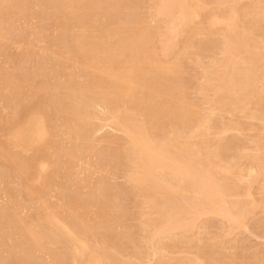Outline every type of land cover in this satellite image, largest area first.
Returning <instances> with one entry per match:
<instances>
[{
    "label": "rangeland",
    "instance_id": "obj_1",
    "mask_svg": "<svg viewBox=\"0 0 264 264\" xmlns=\"http://www.w3.org/2000/svg\"><path fill=\"white\" fill-rule=\"evenodd\" d=\"M28 1L29 0H27L26 4L28 3ZM123 1H125V2L122 3ZM123 1L122 0H115V1L114 0H104V1L103 0H101V1L100 0H90V2L87 1L86 3L80 5L78 12H75V14L72 15L70 13L71 10L67 9V8H62V10L59 9L61 11L54 10L52 7H50L51 6L49 3L50 0L49 1L48 0H30L31 3L29 2L27 4V7L29 9L34 8V10H35L34 14H38V12H39V14L35 15V17L33 16L34 14H31L29 11H26L27 13L24 11L23 12L24 14L23 13H21L22 15L19 14V16H20V18H19V16H17L18 15L17 10L16 11L15 10H13V11L8 10L9 13L13 12V14L10 13L11 16H10V14L8 15V11H4L2 13V14H4V16L2 14L0 15V20H3V21L6 20L7 21V22L6 21L3 22V26H6V30L4 28L5 35L8 33L5 36V38L0 39L1 40L0 41V79L4 78V76H7V75H9L8 77L15 75V76H13L14 78L12 77V80H14L16 77H17L16 79H18L21 76H23V78L21 77V79L27 80L23 86L25 88L23 90H21L22 92L20 91L18 94H16V97L19 96L17 99H15L16 97L13 94V92L11 90H8V89H10L9 85H8V89H7V87H4V86H6V84H8V83H6L7 81H5V79H9V78L8 77L4 78V81L6 84H2V83H4L3 80L0 81V84L2 86V87H0V97L2 95V97L0 98V264H3V263L4 264H52V262L54 264L55 261H56L55 264H69L70 263V258H69L70 252H68V249L71 248V246L68 245V243H66V240L64 239L63 234L61 235L63 237H61V238L59 237V232L61 233V231L57 230L56 228H48V230L52 229L50 231L52 236L55 237V234L56 233H58V234H56V238H54L55 239L54 241L44 242L46 244V246H44V243L42 242L43 245H42L41 252L40 251L38 252V250H36L34 248V245L32 244V242H30L28 240V238H27V240L25 239L26 241L24 240L25 236L22 233L20 228H18V227H14L15 229L13 228L14 222L15 223L17 221L20 222L21 220H22V224H25V225L31 224V226L35 225L37 223L36 221L38 219L37 216H39V214H38L39 209L36 208V205L41 201L40 199L44 200L43 198H45V200L51 198V199H49V201L50 202L53 201L52 203L54 206L60 205V207H62V211L60 212L61 213L60 216L62 215L61 217L64 218V220L68 221V223L73 226L75 233H77L76 234L77 237H79L80 239L83 238V239H86L87 241H89V247H90L91 252L94 251V248H96L98 243H101L102 245L104 244L103 246H105L104 248H106V249L112 247V249L111 248L108 249L111 252H109L108 250H104V252H106V254H107L106 255L107 258H109V260H111V261H109L110 263H112V262L114 263V261H115L114 264H128V263L129 264H154V261L156 263V259L153 258L152 255H153V251L155 248V249H160V251H161L160 255L162 256V258L160 257L161 258L160 262L163 264H168V263L169 264H201V263L202 264L203 263L204 264H264V166H263L264 163L262 164V167L255 168V169H257V171L254 174H256V173L257 174L256 175L253 174V176H251V179H249L250 177L248 178V175L246 173V171L248 172V170L252 167V166H248V165H251V162H249V160H247L246 158L247 157L249 158L251 155L253 156L254 154L256 155L258 153L255 151L256 149H255V146L253 145L254 144L253 141H255L258 138V135H259V137L260 136L264 137V133H263L264 131L263 132L260 131L261 128L263 127L261 125V123H257L258 121L256 122L255 120H254V122L252 120L248 121V120H246L247 118L244 116L245 113H249L250 111H251L250 113H252V111L254 113L255 112L254 110H256V112H257L259 110L257 107L258 100L262 101L261 97H263V100H264V73H261V72H264V69L258 74V80L256 83L257 87L255 86V90L253 91V95L251 97L252 99L250 98V102L245 103V104H247V105L249 104V105L248 106L247 105H241V106L238 105V107L240 106V108H237V110H235L236 112L232 111L229 114L224 111L225 109H223L222 111L221 110L216 111L214 114H212L211 111L209 112V110L211 109L209 107L212 105H215V103L214 104L211 103L213 100L215 101V96L213 95V92L211 91V87L214 88V85L208 84L206 82V80L210 77V75H209L210 72L213 71V66H215L214 63L215 62L220 63L223 61V58H225V57H223L224 56L223 51L226 48L224 47L225 42H223V41H226L229 33L227 30V28H228L227 24H225L224 22L222 23V20H221V19H224V17H226V18L231 17L232 14L233 15L235 14L237 16V18H238L236 20V26L237 27L235 28V31L237 30L236 32H238L240 34L243 33V32L241 33V31H243V30L244 31L247 30L250 33L253 30L254 34L252 33L249 36L245 35L248 37L253 36V38H256L254 41L252 38H249V40H248V38L245 37V38H247L246 40H248L247 42H249L251 40L250 45L248 44V46L250 48L249 51L252 54H254L257 51V50H254V44L257 45V44L262 43V45L264 46V26H263V24L259 25L256 22L258 19V16L262 12H264V0L263 1L261 0V2H260V0H255V1L254 0H232V1L228 0L227 1L228 4L226 3V4H222V5H219L221 0H212V1L211 0H194V1L192 0L191 3L195 7V13H196V15L194 16L195 18L194 17L192 18V15L189 14V10H188L189 7H186V8L184 7L185 9L184 8H176L177 11L173 10L174 20L170 24H169V22L171 20L169 18L161 17V16H155L154 10L158 9V7L160 6L159 4H160L161 0L160 1L158 0L159 3L157 1L154 2L155 0H152V2H148L150 0H148V1L147 0H141V1L140 0H136V1L135 0H133V1L129 0L131 2V4H130V2L128 3V0H123ZM138 1H139V3L140 2L141 3L139 4ZM133 2L138 3V5H135L136 3L134 4ZM153 2L155 4H153ZM132 3L135 6L132 5ZM157 3H158V5H157ZM257 3H258V5H259V3H261L259 5L260 7L256 5ZM35 4H36V6H34ZM47 4H48V6H47ZM97 4H98V6H97ZM118 4L120 5V8L122 10L119 9ZM21 5L23 6V2H20L18 4L19 7ZM92 5H94V6H92ZM113 5H117V6L114 7ZM37 7H39V8H37ZM110 7L111 8L114 7L116 9V11H114V9L112 11V9ZM117 7L119 9L118 11H117ZM137 7H138V9H136ZM152 7H156V8L153 10ZM258 7H259V9H258ZM133 8H135V9H133ZM250 8H252V9H250ZM181 10H185V14H187V13L189 14V16L187 17L188 19L182 22L184 24H182V23L180 24L179 18H181V17L179 15V13L181 12ZM242 11H243V13L244 12L245 13L243 14ZM232 12H235V13H232ZM86 13H87V15H86ZM111 13L113 15H111ZM23 15H24V18L26 17L25 21L23 20L24 19ZM178 15H179V18H177ZM211 15H213V16H211ZM243 15H246V16H243ZM6 16L9 17V19H7ZM69 16H70V18H69ZM199 16H200V18H199ZM214 16H216V17H214ZM119 18H121V19H119ZM208 18H209V20H208ZM211 18H212V20H211ZM15 19L17 21H15ZM30 19L31 20L33 19V20L31 21ZM76 19H78V20H76ZM167 20H169V21H167ZM12 21H14V22H12ZM97 21H98V24H97ZM210 21H211V23H210ZM253 21L256 23H253ZM24 22H25V24H24ZM110 22H111V24H110ZM174 23H176V24H174ZM58 24H60V25H58ZM68 24L70 25L69 26L70 28L68 27ZM90 24H92V25L90 26ZM96 25L98 28L96 27ZM17 26H18V28H16ZM83 26H86V27H83ZM117 26H118V28H117ZM121 26H123V27H121ZM87 27H89V28H87ZM175 27L177 30L175 29ZM7 28H8V30H7ZM82 28H85V30H83ZM132 28H133V30H132ZM155 28H157L159 31ZM95 29L101 30V31H105L106 29H108V30L110 29L109 30L110 32H112L111 29H114L113 31H115V29H116L115 33L116 34L119 33L120 36L117 35L118 36V37H116L117 39L113 38V40L114 39L115 40L112 42V45H113V43H115V45H116L117 44L116 42H119V44H117V45H119L118 47H121L122 46L121 44H124L123 41H124L125 37H127V36H124V38H123V35H129L126 38L127 41L130 40L131 41L130 43L133 42L134 45L138 46L139 50L145 51V48H146V51H149V50H147L148 48H151V46H153L152 48L155 47L154 49H156V50H152V48H151V50L156 51L155 54H158V55H156V60L158 58L157 61L162 63L164 66H165V64H167L169 67H172L171 71H172V69H176V68L178 69V67L181 68V69L179 68L180 72H177L178 71L177 69H176V71L174 70L175 73H173L171 71L168 72V76L173 80V84L178 83L179 85H182V86H180V88H181L180 91H182L180 96L177 95L178 90L176 89V87L171 92H170L171 88H170L169 92H166V90H168L169 87L167 89H165L164 83H163V86L160 85L161 81L159 82V84L156 83L153 85L155 87L156 86L159 87V88L156 87V89H158L159 91L161 89L160 87L162 86V89L163 88L164 89L163 90L161 89V91L166 92L167 94L175 92V95H173V94H171V95L175 97V98L173 97L174 101L178 100V102L175 101V102H177V104H176L174 101H171V99L166 98L168 100L167 101L166 99L164 100V98H161L159 95V99H161V101L163 100L162 102H164V103H168L169 105L170 104L172 105L174 102V104L172 106H170L171 109L169 108L170 111L168 108H167L168 110L166 109L163 111L164 114L165 113H167V114H165L164 118H162V119H161V117H163L164 114H163V112H160V115L162 114V116L158 117V120H160V122L156 126L157 129L159 128V130H156V128L154 129V127H153L154 125L151 123L150 117H148L149 116L148 113H150V112H147V111L150 110V106H151L149 98H152L153 96L149 92H148L149 94L148 93L146 94L147 91H145V90H141V91L138 90L137 91V95H136L137 97H136L135 102L133 103V105H136V104L139 105V106H136V110L139 109L138 111L141 113V120H140V116H136V120H138V121L140 120V122L144 121V123H146V125L144 123L142 125L143 126L145 125L144 127L146 130L150 129L147 132H149V135L154 139H157L160 137L159 139L161 140V139L167 137L172 132L176 133L177 130L181 131V132L184 131V132H182V134H183V136L184 135L185 136L183 137V139H181V142H184L185 144L192 142V144L200 145L199 147L203 150L206 147V149H208L212 153L217 152V154H219L218 155L219 159H218V161L216 159L217 162L214 159V164L217 163L219 165H223V163H224L225 167L228 166L227 168L229 169V171H227V173H221V174L218 173L219 174L218 178L219 179H225V181H224L225 183H226L227 178H228V180L233 178L232 180L234 182L229 180L230 183L232 182L231 186H234L233 184H235L239 187L238 188L237 186H235L238 188L237 190L241 191L240 194L238 191H236L238 193V196L233 197V198H229L228 202H231V201L238 202L239 201L238 205H240L241 207L240 206H238V207L244 208V209H242L243 214H245L243 219H242V222H241L242 226L239 225L238 227L230 228L227 225L228 223L225 220H223L221 217H217V216H213V215H208V216L203 215L201 217L199 216V219L195 222V227L190 232L184 233V231L180 230V232H183V233H179V231L177 233L173 232V235L176 234L175 235L176 237L174 236V237H171L170 239H165V240L159 241V242H157L156 240L155 241L152 240V242H151V240L149 238L150 234L147 235V232H145L146 229H147V231H149V230L151 231V228H150V226H152V225H150L151 222H153V220L156 222V220L158 218H159L158 220H160L161 215L163 217H168V216H170V214L173 215L172 213H174V212L171 211L172 212L171 213L169 210L172 208L173 205H171L170 208H168L169 211L164 210V212H162V213L160 212L158 214L160 217L157 214L155 215V213H153L149 209H145L144 207H142V202H143L142 194L139 193V191L135 190L132 187L131 183L129 186V182L127 181L128 179H126L127 175H128L127 173L132 169V166H130V162L127 160L128 158L125 157V155L127 156L126 151L128 152V150H129V149L127 150V148H129V146H127L128 143L126 144L127 138H126L125 134L119 132V130H116V128L114 127L113 124L110 125L111 123L109 121L108 122L106 121L108 115L105 114L106 112L104 110H102L101 107H97V108L95 107L93 110V112L95 114L94 117H96V118H94L93 121H91V122H92V124L94 122L93 125H94V127H96L95 129L96 130L98 129V130H97L96 134H93L92 138L90 136V139L93 142L90 141L89 146L90 147L92 146V148L87 146L88 150L93 149L92 152H89L88 155L85 154L86 156L90 157L87 162L88 163H90L91 161H93V162H91L90 166H88L89 164L85 162L86 158H85V156H83L82 161L85 162L83 168H81L82 164L79 167L77 165L75 166V164L73 163L75 166L74 169L76 167H79V169H82V171H80L78 168H76L74 170L73 168L70 167V166H73L72 162H74V161L71 160L70 158H65L63 152L71 153L70 151L75 148L72 146V144H74V142H72L70 140H69V142L68 141L66 142L67 139L65 137L62 138L61 136H58L59 132L61 130L59 128L61 125L60 119H61L62 114H60L58 111L56 112V110H59L60 109L59 106H61V105L56 104V102L53 99L54 93H53V91H51L52 88L54 87V85L57 84V83H53V82H55V81H53V79H54L53 77L54 76L56 77V74H57V77H62V76H64V74H66L67 71L63 66L64 62L62 61V59H60L54 53V51H55L54 49H60L61 47H63V49H65V52L69 53V49L67 51V48H68V46L70 47V45H71V43L69 41L71 39L70 38L71 36L79 35L78 37H81L84 35L83 37H85V39L95 38V37H98V34L95 32ZM103 29H105V30H103ZM118 29H119V32H118ZM122 29H123V34H122V31H120ZM160 29H162V31ZM171 29H175L176 31L175 30L172 31ZM238 29H239V31H238ZM79 30H81V31H79ZM92 30H93V32H92ZM140 30H144V32L141 34H144L146 31L145 36H147L148 39L147 38L145 39L144 35H142V37H141V34L138 36V34L141 32ZM152 30H154V31L156 30V33L154 31L152 33L151 32ZM82 31H84V32H82ZM130 31L131 32L134 31L132 33H135V32L136 33L132 35V33ZM138 31H140V32H138ZM193 31L195 34L192 33ZM247 31H245V32H247ZM125 32H129L131 35L129 33L124 34ZM137 32H138V34H137ZM177 32H178V35L176 34ZM50 34H52V35H50ZM147 34H149V35H147ZM152 34H153V36H152ZM157 34H158V37H157ZM192 34H194V35H192ZM150 35L152 37L151 40L149 39ZM187 35L189 36L188 39H192V41H191V44L193 43L192 46L195 44L194 47L189 46L190 44L188 42H190V40H186L187 42L185 41V39H187V37H188ZM223 35L224 36L227 35L226 39ZM103 36H101V37L99 36V37L104 39ZM135 36L138 38H136ZM154 36H155V38H154ZM159 36H160V39H159ZM192 36H193V38H192ZM44 37H46V38H44ZM87 37H89V38H87ZM131 37H133V38H131ZM139 37L145 39V41L143 39L144 44L140 43L143 41L139 42V40H140ZM257 37H258V39H257ZM166 38H168V39H166ZM126 39H125V42L127 44L126 45L124 44L125 46L128 45V42L126 41ZM132 39L133 40L135 39V41H133ZM154 39H155V41H153ZM258 41H260V43ZM148 42H149V44H148ZM151 42H153V44ZM135 43H137V44H135ZM149 45H151V46H149ZM163 45H169V50L166 53H163V51H162ZM170 47H171V49H170ZM157 49H158V51H157ZM181 50H184V51H181ZM23 53H24V55H23ZM28 53H30V54H28ZM239 53H240V55H239ZM234 55H236L238 57H240V56L244 57L245 56L243 50H240L238 53L236 52V54H234ZM140 56L142 57L143 54H141ZM175 56H176V58L174 60L173 57H175ZM179 56H181V57H179ZM197 56H199V57H197ZM254 56H257V55H254ZM12 58H13V60H12ZM44 58H46V59H44ZM177 58L178 59L180 58V60H178L179 62L177 61ZM233 58L234 57H232V59ZM37 59H39V60H37ZM140 59H141V61H140L141 65L143 66L142 69H145L142 71L143 74H145V75L140 73L144 77L141 75L140 76L144 80L146 78L147 81L148 80L151 82L158 81L157 79H159L161 77L157 76V78H154V76H152L153 72L149 76L148 69L145 68V66H147L149 61L147 62V60L146 59L144 60L143 57ZM142 59H143V61H142ZM19 60H21V61H19ZM43 60H45V61H43ZM172 60L175 62L177 61L176 62L177 64L173 63L175 68L172 65V63H170V62H173ZM39 61L40 62L42 61L41 62L42 65L39 63ZM143 62H145L146 64ZM37 63H39V64H37ZM60 63H61V65H60ZM180 63L182 64V66H180L181 65ZM144 64H145V66H144ZM178 64H179V66H178ZM43 65H46L47 67L49 65L50 69L51 68L52 69L51 70L49 69L47 71L46 70H43V71L40 70V72H38L36 75H34L30 72L32 70V68H34L36 66H37V68L38 67L42 68ZM31 66H33V67H31ZM16 67H17V70H16ZM208 69H210V71H208ZM259 69H260V67H259ZM146 70H147V73H146ZM27 71H29V72H27ZM59 71H60V73H59ZM204 71L206 72L205 76H204ZM170 73H172L173 75H170ZM233 73H234V76H233ZM233 73L231 75L233 77H235V79H236V76L238 75L236 73H238V72L234 71ZM174 74H176V75H174ZM154 75H155V73H154ZM32 76H33V78H32ZM47 76H48V78H47ZM207 76H208V78H205ZM26 77H28V78H26ZM97 77H99V76H97ZM169 77H168V79H169ZM202 77L205 79V82L203 81ZM153 78L155 81L153 80ZM176 78H178V79H176ZM238 78H239V75L237 76V79ZM29 79H30V81H28ZM171 79H169V80H171ZM175 79H176V82L174 83ZM41 80H42V82H41ZM165 84H166V82H165ZM210 85H213V86L209 87ZM167 86H168V84H167ZM45 87L47 89V94H46ZM182 87H183V89H182ZM4 88H6L7 90ZM201 88H202V91L205 89L207 91L202 92ZM203 88H205V89H203ZM42 89L45 91H43ZM208 89H209V91H208ZM5 90H6V92H5ZM48 90H50L51 93ZM175 90H177V93ZM256 90H257V93H256ZM199 91H201V92H199ZM10 93H11V95L13 94L14 98H13V96L10 97V95H8ZM146 95L147 96L149 95L148 96L149 101L145 102V100H147ZM8 96H9V98H8ZM177 96L180 98H177ZM181 96H183V97H181ZM138 97H142V98H138ZM144 97H146V98H144ZM223 97L225 98L226 96H223ZM51 98H52V100H50ZM137 98L140 99V101L139 100L137 101ZM182 98H183L184 102L182 101ZM260 98H261V100H260ZM159 99H157V101H159ZM179 99H180V102H182L180 104H179ZM37 101H38V103L41 102V104H39L40 106L37 104L38 108H40V107H42V108H40V109L37 108V106H36ZM169 101H171V102L169 103ZM252 102L254 104H252ZM43 104H45V105H43ZM52 105L54 107L55 106L59 107V109L57 107H55V109H54V107ZM126 105L121 106L122 108H120V109L122 111L120 110V113L122 112V114L124 115L125 114L124 111L127 112V110H129L128 112H130V113L127 112L126 114L132 115L131 114L132 112L130 110L132 107L133 108H135V107L132 106V104H131L130 105L131 107L128 105V108L126 109V107H127ZM177 105L180 106L181 108H183V111L185 113L184 112L182 113L181 111H179ZM185 105L188 107H186ZM51 106L54 109V111L51 109ZM249 106H251V107H249ZM189 107H190V109H187ZM34 108H37L36 110L39 113L41 112L40 114L44 115V113H45L44 116L46 117V119L47 118L50 119V121L47 119V122L49 121L48 122V128L50 129L49 130V136L42 143H40V142L39 143H32L30 141V138H29V142H26V140H28V139H25V141H23L21 139V137L19 136V134L17 133V132H19L18 130H20L21 126L23 127L27 123L36 119L35 118L36 113L34 111ZM48 108H50V110H48ZM241 109H242V111H241ZM138 111H135L134 114L136 113L135 115H139L140 113ZM165 111H167V112H165ZM174 111H176V112H174ZM177 111H178V114H176ZM49 112H51V113H49ZM188 112H189V114L186 115V113H188ZM218 112H220V113H218ZM169 113H170V115H169ZM126 114H125V116H126ZM209 114H210V117H209ZM216 114H219V115H216ZM146 115H148V116H146ZM58 116H59V118H58ZM176 116H178V117H176ZM231 116H232V118H231ZM134 117L135 116L133 115V118ZM208 118H210L209 121H208ZM221 118H223L222 121L220 120ZM189 119H191V120L189 121ZM229 119L230 120L232 119V120L230 121ZM187 120H188V122H187ZM180 121H181V123H180ZM201 121H202V123L204 122L203 125L204 124L206 125V126L204 125V128L209 127V128H207V130L208 129H210V130H208V131L206 130V132L201 130L199 133L198 132L196 133L197 137L195 138V140L194 139L190 140L188 138V135L191 134V132L193 131V129L196 125L201 124ZM239 121L242 124L241 123L239 124L238 123ZM149 122L151 123L150 125H149ZM189 122H192V123H189ZM209 122H211V123H209ZM235 122H236V124H234ZM207 123H209V126ZM225 123L227 126L228 125L232 126V124L235 125L234 127H236V129L238 127L237 131L236 130L235 131H229L225 134H224V132L222 133L224 127H227L225 125ZM246 123L248 124L249 127L246 125ZM159 124H160V126H159ZM173 124H174V126H172ZM241 125H243V127ZM147 126H148V128H146ZM175 126H176V128L177 127L178 128L176 129ZM253 126H255L256 128ZM220 129H222V130H220ZM262 130H263V128H262ZM251 131H253V132H251ZM54 132H56V134H54ZM51 133L54 136L51 135ZM199 135H200V137H198ZM52 136L53 137L56 136V137L53 138ZM54 139L56 142H54ZM250 140H252V141H250ZM91 142L93 143V145H91L92 144ZM199 142H201V143H199ZM206 142H207V144H205ZM250 142H252V143H250ZM202 143L204 144L203 146H202ZM69 144H71V145H69ZM94 145L96 147L95 150L93 147ZM66 146L68 147V149H66L67 148ZM60 151L62 153H60ZM93 151H95L94 155L96 154V156H97V153L100 151H101L102 155H100L101 153H98V156L95 158L94 155H92ZM123 151H124V153H123ZM6 154L9 157L10 156L13 157L12 159L10 157L9 162H7L8 158L6 157ZM42 154L44 155V157H48V160L50 162L49 161H47V162H49L51 164L53 163V164L48 165V166L51 165L50 166L51 169H49L50 167L49 168L47 167L46 170L43 169L42 172L38 173L40 171V167L43 166V163L41 166L40 160L45 159ZM90 154L92 155L93 158H91ZM25 156H26V158H25ZM53 156H55V157H53ZM108 156H110V158ZM22 158H24V159H22ZM60 158L62 161L59 160ZM84 158H85V160H84ZM94 158L97 160L94 161L93 160ZM14 159H15L16 163H14ZM26 159H27V161H26ZM68 159H69V161H68ZM45 160H47V158ZM18 161H22V162L25 161L28 163V168L25 170L27 174L25 173V171H24L25 174L24 173H22V175L17 174L16 169H14V164H17ZM219 161H221V163ZM226 161L228 162L229 165H227ZM11 162L14 164H12ZM39 162H40V164H39ZM66 162H67V164L64 165ZM69 162L71 163V165H68ZM9 163H11L12 165H10ZM57 163H59V164H57ZM106 163L108 164L107 165L108 167L106 166ZM113 163H114V165H113ZM76 164H78V162ZM93 164L95 165L96 171H94L95 168H94ZM101 164H102V166L99 167ZM29 165H31L30 166L31 168L29 167ZM86 165L90 169L91 168L92 169L91 170H89V168L86 169L87 168ZM109 165H110V167H109ZM64 166L66 167L65 171H64V169H65ZM52 167H53V170L58 169L60 172L61 171L62 172L60 173L59 171H56V170L49 171V170H52ZM97 167H98V169H97ZM29 168H30V170H29ZM60 168H62V169H60ZM231 168H233V169H231ZM68 169H72V172L78 170L81 172V174H83L82 172H85V173H87L85 175L87 177H85L84 174L81 176L80 175L78 176L77 174H80V173L73 172L75 174L74 175L73 173L68 172L69 171ZM127 169H129V170L127 171ZM238 169H239V171H238ZM47 171H49V172L47 173ZM99 171H102L103 173L99 172ZM42 173L44 174L43 175L44 176L43 181L45 183L46 182L48 183V184L44 183L45 184L44 187L48 186L50 188L49 189L42 188V191L39 193L41 195L39 198V195L31 194L28 191L26 192L25 190H27V189L24 188V185L25 184L27 185L29 183L30 179H31V181H30V183H31L32 178H33V180H35V176L37 177L38 174H39L38 179H40V176H42ZM88 173H90V174H88ZM72 174L74 176L78 177L77 179L74 178V181L76 180L75 184L72 183L73 181L70 182L71 179H70V181L68 180L69 178H73ZM16 175H19V176H16ZM69 175H72V176H69ZM238 175H240V177H237ZM245 176H247V177H245ZM79 177L81 179H79ZM82 177H84L88 180L92 178L91 179L92 181L91 180L88 181V180L83 179V180H85V183H84L82 180ZM94 177H95V179H94ZM61 178H62V180H61ZM236 178H238L239 180ZM240 178L242 179L241 181H240ZM248 179L249 180L253 179V181H255V180L256 181L253 183H252V181H250V183H252V184H249ZM228 180H227V183L230 184ZM93 181H95L96 183ZM238 181L240 184L238 183ZM245 181L248 183H246ZM80 182L83 185H80L81 184ZM98 182H99V184H98ZM33 183H34V181H33ZM20 184H21V186H20ZM39 184L41 185V184H43V182L40 181V183L38 182V185ZM60 185H61V188H60ZM68 185H70L71 187ZM81 186H82V188H81ZM86 186H88V189ZM247 188H248V190H247ZM97 189H101L102 193H100V191H97ZM104 189L106 191L111 190L112 193L111 192L107 193ZM240 189H242V190H240ZM246 190L248 191V193ZM52 191H53V193L54 192L55 193L53 194ZM94 191H96V192H94ZM245 191L247 194L245 193ZM58 192H59V195H58ZM91 192H93V193H91ZM97 192H99L100 195H98ZM96 193H97V195H96ZM244 193H245V195H244ZM4 194H6V195H4ZM93 194H95V195H93ZM56 195L58 198L55 197ZM245 196H246V198H245ZM8 197L9 198L11 197V198L7 200ZM53 197H54V199H53ZM93 197H95V198H93ZM5 198H6V201H4ZM55 198L58 200H56ZM182 199H184V197L179 199L180 202L179 201H177V202L183 204L184 200H185V202H188L191 199L193 200L194 196L193 195H185V199L184 200H182ZM12 200L14 201L15 206H14V203H12L13 202ZM118 200H119V203H118ZM181 200H182V202H181ZM7 201L10 204H8ZM10 201H12V202H10ZM17 201L18 202L20 201L19 202L20 204L17 203ZM106 201H107V203H106ZM174 201L175 200L173 199L172 202H174ZM55 203H58V204L60 203V204L58 205ZM77 203H79V205ZM109 203L113 204L115 206V208L113 210H106L107 205ZM139 204H140V206H139ZM10 205L11 206L13 205V206L11 207ZM183 205L185 206V204H183ZM80 206H82V207H80ZM78 207H80V208H78ZM16 209L18 211L20 209L21 210L18 212ZM99 210H100V212H99ZM103 210L107 211L108 215L109 214L110 215L106 216L107 213ZM246 210L249 212H247ZM40 211H41L40 215H42L43 214L42 211H44V210L40 209ZM83 211H85V212L83 213ZM166 212L169 214H167ZM232 212H235V210ZM104 213H105V216L103 215ZM195 213L196 212H194V214ZM85 214H87L88 216H86ZM89 214H90V216H89ZM96 214H98V215H96ZM15 215L16 216L19 215L20 217L15 218L14 217ZM92 216H94V217H92ZM103 216H104V218H103ZM86 217H87V219H85ZM100 217H101V219H99ZM163 217H161V218H163ZM11 219L12 220L15 219V221L14 220L12 221ZM102 219H103V221H102ZM10 220L12 223H10ZM83 221H85V222H83ZM86 221H89V222H86ZM145 225L149 226V228L146 227L144 229ZM150 231H149V233H150ZM21 234H22V236H21ZM146 236H147V238H146ZM211 237H213V239ZM3 238H4V240H3ZM63 240L65 241L64 244H63ZM148 240H150V241H148ZM182 240H183V242H182ZM151 243H152V245H151ZM77 244H78L77 246H79V245L81 246V244H79V243H77ZM213 245H215V246H213ZM43 246H44V248H43ZM135 246H136V248H135ZM151 247L153 249H151ZM162 248L164 251L162 250ZM43 249H44V251H43ZM113 249H114V251H113ZM43 252H44V254H43ZM197 252H198V257L202 258L203 262L201 260H200L201 262L196 260V255H197L196 253ZM108 255H110V256L108 257ZM94 256H95V253L94 252L91 253V258H93ZM138 257H139V259H137ZM163 257L165 258V260L163 259ZM53 258H55V259H53ZM167 258H169V259H167ZM49 259L50 260L52 259L51 263H50ZM58 259H59V261H58ZM47 260L49 263L47 262Z\"/></svg>",
    "mask_w": 264,
    "mask_h": 264
},
{
    "label": "bare ground",
    "instance_id": "obj_2",
    "mask_svg": "<svg viewBox=\"0 0 264 264\" xmlns=\"http://www.w3.org/2000/svg\"><path fill=\"white\" fill-rule=\"evenodd\" d=\"M49 1V0H48ZM90 2V0H50V7H52L54 10L58 11L59 9L62 10V8H67V9H70V13L73 15L75 14V12H78V9L80 7V5L86 3V2ZM101 1V0H100ZM104 1V0H103ZM115 1V0H114ZM123 1V0H122ZM130 1H133V0H130ZM128 0V3L130 2ZM136 1V0H135ZM141 1V0H140ZM148 1V0H147ZM158 2V0H155L154 2ZM160 1V0H159ZM194 1V0H193ZM212 1V0H211ZM228 0H221L220 4L219 5H222V4H228L227 2ZM232 1V0H231ZM255 1V0H254ZM263 1V0H262ZM20 2H23V6L19 7L18 4ZM27 0H0V15L4 12V11H8V10H17V13L19 16L22 15L21 13H23L24 11H29L31 14H34L35 13V10L34 8L32 9H29L27 7V4L30 2V0L28 1V3L26 4ZM32 2V1H31ZM30 2V3H31ZM34 2V1H33ZM98 2V1H97ZM118 2V1H117ZM125 1H123L122 3H124ZM148 2H152V0L148 1ZM153 2V4H155ZM192 0H161L160 1V6L158 7V9L154 10L156 7H152V9L154 10V13H155V16H161V17H166V18H169L171 21L169 22V24L171 22H173L174 20V13H173V10H176V8H186V7H189V14L192 15V18L196 15L195 13V7L194 5L191 3ZM261 2V0H260ZM45 3V2H44ZM95 3V2H94ZM93 3V4H94ZM113 3V2H112ZM127 3V2H126ZM134 4L136 2H133ZM132 3V5H134ZM139 3V1H138ZM138 3H136L135 5H138ZM141 3V2H140ZM139 3V4H140ZM159 3V2H158ZM157 3V5H158ZM232 3V2H231ZM253 3V2H252ZM89 4V3H88ZM110 4V3H109ZM121 4V3H120ZM131 4V2H130ZM129 4V5H130ZM195 4V3H194ZM217 4V3H216ZM261 3H259L260 5ZM32 5V4H31ZM44 5V4H43ZM90 5V4H89ZM128 5V6H129ZM134 5V6H135ZM152 5V4H151ZM252 5V4H251ZM257 6L258 3L256 4ZM36 6V4L34 5ZM48 6V4H47ZM84 6V5H83ZM87 6V5H86ZM94 6V5H92ZM98 6V4H97ZM104 6V5H103ZM114 7L117 6V5H113ZM119 6V9L120 8V5L118 4ZM156 6V5H155ZM256 6V7H257ZM33 7V6H32ZM111 8L112 11L114 9V11H116L115 8ZM199 7V6H198ZM260 7V6H259ZM258 7V9H259ZM39 8V7H37ZM51 8V9H52ZM84 8V7H83ZM104 8V7H103ZM126 8V7H125ZM184 8V9H185ZM219 8V7H218ZM52 9V10H53ZM82 9V8H81ZM80 9V10H81ZM87 9V8H86ZM118 7H117V11L119 10ZM135 9V8H133ZM138 9V7L136 8ZM141 9V8H140ZM199 9V8H198ZM222 9V8H221ZM226 9V8H225ZM234 9V8H233ZM236 9V8H235ZM252 9V8H250ZM257 9V8H256ZM59 10V11H61ZM66 10V9H65ZM96 10V9H95ZM122 10V9H121ZM129 10V9H128ZM127 10V11H128ZM131 10V9H130ZM220 10V9H219ZM243 10V9H242ZM37 11V10H36ZM84 11V10H83ZM177 11V10H176ZM249 11V10H248ZM237 12V11H236ZM239 12V11H238ZM253 12V11H252ZM13 14V12H10ZM9 11H8V15L10 14ZM27 13V12H26ZM114 13V12H113ZM134 13V12H133ZM132 13V14H133ZM179 13V12H178ZM232 13H235V12H232ZM241 13V12H240ZM243 13V11H242ZM245 13V12H244ZM243 13V14H244ZM264 12H262L259 16H258V19H257V24H263L264 26ZM14 14V15H15ZM24 14V13H23ZM29 14V13H28ZM39 14V12H38ZM38 14H34L33 16L35 17V15H38ZM82 14V13H81ZM189 14H185V10H181V12L179 13L180 17L179 18V15L177 18L180 19V24L187 20ZM208 14V13H207ZM263 14V15H262ZM4 16V14H2ZM7 15V16H8ZM84 15V14H83ZM87 15V13H86ZM96 15V14H95ZM98 15V14H97ZM111 15H113L111 13ZM144 15V14H143ZM216 15V14H215ZM233 15V14H232ZM231 15V17H224V19H221L222 20V23L224 22L225 24H227L228 28V38L226 39V36L225 39L226 41H223L225 42V50L223 51V54L225 58H223V61L220 62V63H214L215 66H213V71L210 72V77L208 78L205 77V78H208L206 80V82L208 84H213L214 85V88L211 87L213 85H210L209 87H211V91L213 92V95L215 96V101L213 100L211 103H215V105H212L210 106L209 108H211L209 110V112L211 111L212 114H214L216 111H219V110H223L225 109L224 111L226 113H230L232 111H235L237 110V108H240L241 105H247L245 103L247 102H250V98L252 97L253 95V91L255 90V86L257 87L256 83H257V80H258V74L264 69V46L261 44H257L255 45L254 44V50H257L254 54H252L250 51H249V46L248 44L250 45V41L247 42L249 40V38H252L254 41L256 38H253V36L251 37H248L250 34L253 33V30L252 32H245L244 30L241 31L242 34L238 33L235 31V28L237 27L236 26V20L238 19L237 16L234 14L233 16ZM6 16V17H7ZM11 16V14H10ZM16 16V17H17ZM76 16V15H75ZM137 16V15H136ZM177 16V15H176ZM213 16V15H211ZM243 16H246V15H243ZM2 17V16H1ZM22 17V16H21ZM37 17V16H36ZM73 17V16H72ZM86 17V16H85ZM107 17V16H106ZM121 17V16H120ZM141 17V16H140ZM216 17V16H214ZM222 17V16H221ZM14 18V17H13ZM20 18V16H19ZM23 18H24V15H23ZM22 18V19H23ZM26 18V17H25ZM25 18L23 19L25 21ZM70 18V16H69ZM82 18V17H81ZM87 18V17H86ZM91 18V17H90ZM96 18V17H95ZM155 18V17H154ZM173 18V19H172ZM176 18V19H177ZM195 18V17H194ZM198 18V17H197ZM200 18V16H199ZM6 19V18H5ZM7 19H9V17H7ZM38 19V18H37ZM80 19V18H79ZM85 19V18H84ZM88 19V18H87ZM109 19V18H108ZM121 19V18H119ZM178 19V20H179ZM11 20V19H10ZM31 20V19H30ZM33 20V19H32ZM31 20V21H32ZM75 20V19H74ZM78 20V19H76ZM111 20V19H110ZM113 20V19H112ZM143 20V19H142ZM209 20V18H208ZM212 20V18H211ZM2 21V22H1ZM6 21V20H4ZM3 20H0V39H3L5 38V36L8 34L5 35V30H6V26H3ZM15 21H17L15 19ZM72 21V20H71ZM106 21V20H105ZM109 21V20H108ZM169 21V20H167ZM191 21V20H190ZM239 21V20H238ZM7 22V21H6ZM14 22V21H12ZM95 22V21H94ZM119 22V21H118ZM161 22V21H160ZM240 22V21H239ZM253 21V23H256ZM260 22V23H259ZM85 23V22H84ZM117 23V22H116ZM165 23V22H164ZM211 23V21H210ZM251 23V22H250ZM13 24V23H12ZM25 24V22H24ZM81 24V23H80ZM97 24H98V21H97ZM111 24V22H110ZM119 24V23H118ZM121 24V23H120ZM137 24V23H136ZM176 24V23H174ZM179 24V25H180ZM184 24V23H182ZM186 24V23H185ZM256 24V25H257ZM20 25V24H19ZM60 25V24H58ZM92 24H90L91 26ZM116 25V24H115ZM133 25V24H132ZM166 25V24H165ZM14 26V25H13ZM12 26V27H13ZM70 25L68 24V27ZM99 26V25H98ZM106 26V25H105ZM114 26V25H113ZM127 26V25H126ZM170 26V25H169ZM175 26V25H174ZM178 26V25H177ZM255 26V25H254ZM253 26V27H254ZM258 26V25H257ZM262 26V27H263ZM11 27V28H12ZM15 27V26H14ZM13 27V28H14ZM21 27V26H20ZM83 27H86V26H83ZM97 27V25H96ZM102 27V26H101ZM123 27V26H121ZM252 27V28H253ZM5 28V30H4ZM9 28V27H8ZM7 28V30H8ZM18 28V26L16 27ZM58 28V27H57ZM70 28V27H69ZM74 28V27H73ZM89 28V27H87ZM98 28V27H97ZM103 28V27H102ZM118 28V26H117ZM134 28V27H133ZM132 28V30H133ZM139 28V27H138ZM148 28V27H147ZM173 28V27H172ZM257 28V27H256ZM83 30H85V28H82ZM157 29V28H155ZM176 29V27H175ZM175 29H171L172 31H174ZM197 29V28H196ZM251 29V28H250ZM11 30V29H10ZM15 30V29H14ZM56 30V29H55ZM105 30V29H103ZM110 30V29H109ZM108 29H106L105 31H101V30H97L95 29V32L98 34V37H95V38H91V39H85V37L81 36V37H78L79 35H74V36H71L70 38V47L68 46L67 48V51L69 49V53L65 52V49H63V47H61L60 49H54V53L60 58L62 59V62L63 63V66L64 68L66 69V74H64V76L62 77H57V74H56V77L54 76L53 78V83H57L56 85H54V87L52 88L51 91H53L54 93V101L56 102L57 105H61L59 107H57L59 110H56V112L58 111L60 114H62L61 116V125H60V132H59V135L58 136H61L62 138H66V142L69 140L74 142V144H72L73 147H75L73 150H69L71 153H66V152H63L64 153V157L65 158H70L71 160H73L74 162H72V165L73 166H70L71 168L74 169V167L77 165L80 167L81 165V168H83L85 162L88 163V159L90 157L86 156L85 154H89V152H92V150H88V147L89 144H90V141H92L90 139V136L92 138L93 134H96L97 130L95 129L96 127H94V122L92 124L91 121H93L95 114L93 112L94 108L96 107H101L102 110H104L106 113L107 116V122L109 121L110 125H114V127L116 128V130H119V132L125 134L126 136V144L128 143L127 146H129V148H127L128 152L126 151L127 153V156L125 155L126 158H128L127 160L130 162V166H132V169L127 173V178L128 179L127 181L129 182V186H130V183L132 184V187L139 191V193L142 194V198H143V202H142V207H144L145 209H149L150 211H152L153 213H155V215L159 214L160 212H164V210L166 211H169L170 212H174L172 213L173 215L170 214V216L168 217H163L161 215V218L160 217V220H156V222L153 220V222H151L150 225V228H151V231L149 233V231H146L147 232V235L150 234L149 238L152 242V240H156L157 242L159 241H163L165 239H170L171 237H174L175 235H173V232L177 233L179 231V233H183V232H180L181 231H184V233H188L190 232L194 227H195V222L199 219V216H208V215H213V216H217V217H221L223 220H225L227 223V225L230 227V228H235V227H238L239 225L242 226L241 222H242V219L244 217L245 214H243V210L244 208H240L241 206L238 205V202L236 201H231V202H228L229 198H233V197H236L238 196V193L236 191H238L237 189L239 188L237 185L233 184L234 186H231V183L229 180L233 181L231 179L227 180L229 181L230 184L227 183V180H226V183L224 182L225 179H219L218 178V173H227V171H229V169L227 167H225L224 163L223 165H219L217 163L214 164V159L216 161H218L219 159V154H217V152H210L208 149H206V147L203 149H201L199 146L200 145H196V144H192L191 143H184V142H181V139H183V134L182 132L184 131H176L175 132H172L170 133L167 137L163 138V139H154L152 138L150 135H149V132H147L148 130L150 129H145V125L146 123L143 122H140L141 120V113L138 111L139 109L136 110V106H139L138 104L136 105H133V103L135 102L136 100V95H137V91H141V90H145L147 91L146 94L149 92L152 94V98H149L147 95V100H145L144 97L143 99L146 101H149L150 100V110L147 111V112H150L148 113V117H150V120H151V123L154 125V129L156 128V130H159V128L157 129V125L158 123L160 122V120H158V117L162 116V114L160 115V112H163L164 110H166L167 108L171 109L170 106H172L174 104L175 101L178 102V100H175L173 99L174 96H172L171 94L175 95V92L174 93H169L167 94L166 92H169L170 88V92L172 90H174V88L176 87V89L178 90V94L180 96V94L182 93L181 88L180 86L182 85H179L178 83L176 84V78L174 83L173 84V80L168 76V72L171 71V68L172 67H169L167 64H165V66L160 63L157 58L156 60V55L158 54H155L156 51H152V50H156L154 48H152L153 46H151L153 44V42H151L152 44L149 45L151 46V48H148L147 50L149 51H146V48H145V51L144 50H139L138 49V46L134 45L133 42L130 43L131 41L128 40L127 41V37L129 35H123V38L124 36H127L125 37L126 41L128 42V45L125 46L127 43L125 42V39L123 41V43L125 44H121L122 46L121 47H118L119 45V42H116L117 44L115 45V43H113L112 45V42L115 40H113V38H116L118 37L115 33V31H113L114 29H111L112 32H110ZM131 30V29H130ZM138 30V29H137ZM158 30V29H157ZM162 31V29H160ZM177 30V29H176ZM175 30V31H176ZM179 30V29H178ZM191 30V29H190ZM36 31V30H35ZM81 31V30H79ZM122 31V34H123V29L120 30ZM141 31V32H140ZM138 32H140L138 34V36L144 32V30H140ZM154 30H152L151 32L153 33ZM159 31V30H158ZM239 31V29H238ZM10 32V31H9ZM48 32V31H47ZM78 32V31H77ZM84 32V31H82ZM93 32V30H92ZM114 32V33H113ZM118 32H119V29H118ZM131 32V31H130ZM134 32V31H132ZM131 32V33H132ZM156 33V30L154 31ZM169 32V31H168ZM181 32V31H180ZM201 32V31H200ZM21 33V32H20ZM30 33V32H29ZM37 33V32H36ZM35 33V34H36ZM121 33V32H120ZM129 32H125L124 34H127ZM136 33V32H135ZM135 33H132L135 34ZM146 33V31H145ZM145 33L144 34H141V37L142 35L145 36ZM148 33V32H147ZM194 33V31L192 32ZM88 34V33H87ZM130 34V33H129ZM160 34V33H159ZM163 34V33H162ZM169 34V33H168ZM178 35V32L176 33ZM195 34V33H194ZM192 34V35H194ZM254 34V33H253ZM46 35V34H45ZM52 35V34H50ZM71 35V34H70ZM104 35V36H103ZM131 35V34H130ZM149 35V34H147ZM156 35V34H155ZM165 35V34H164ZM163 35V36H164ZM245 35H248V36H245ZM31 36V35H30ZM76 36V37H75ZM101 36H103L104 39L100 38ZM120 36V35H119ZM153 36V34H152ZM188 36V35H187ZM27 37V36H26ZM48 37V36H47ZM69 37V36H68ZM84 39H83V38ZM136 37V36H135ZM140 38L139 42L140 41H143L144 38ZM157 37H158V34H157ZM156 37V38H157ZM162 37V36H161ZM248 40H246L247 38ZM20 38V37H19ZM28 38V37H27ZM35 38V37H34ZM46 38V37H44ZM89 38V37H87ZM133 38V37H131ZM130 38V39H131ZM138 38V37H136ZM147 38V36H145V39ZM151 35H150V40H151ZM155 38V36H154ZM189 36L187 37L186 40H190V42H188L189 46L191 47H194V45L192 46L191 44V41L192 39H188ZM193 38V36H192ZM260 38V37H259ZM8 39V38H7ZM53 39V38H52ZM117 39V38H116ZM119 39V38H118ZM129 39V38H128ZM144 39V41H145ZM148 39V38H147ZM158 39V38H157ZM156 39V40H157ZM159 39H160V36H159ZM158 39V40H159ZM168 39V38H166ZM258 39V37H257ZM46 40V39H45ZM58 40V39H57ZM64 40V39H63ZM120 40V41H121ZM133 40V39H132ZM138 40V39H137ZM252 40V41H253ZM1 41V40H0ZM28 41V40H27ZM39 41V40H38ZM135 41V39L133 40ZM144 41L143 42H140L141 44L143 43L144 44ZM155 41V39L153 40ZM164 41V40H163ZM184 41V42H185ZM24 42V41H23ZM182 42V41H181ZM187 42V41H186ZM185 42V43H186ZM260 43V41H258ZM52 43V42H51ZM122 43V42H121ZM130 43V44H129ZM171 43V42H170ZM169 43V44H170ZM254 43V42H253ZM4 44V43H3ZM66 44V43H65ZM137 44V43H135ZM147 44V43H146ZM149 44V42H148ZM252 44V43H251ZM139 45V44H138ZM184 45V44H183ZM56 46V45H55ZM61 46V45H60ZM117 46V47H116ZM143 46V45H142ZM34 47V46H33ZM32 48V47H31ZM35 48V47H34ZM142 48V47H141ZM39 49V48H38ZM41 49V48H40ZM161 49V48H160ZM171 49V47H170ZM19 50V49H18ZM31 50V49H30ZM169 50V45H163V48H162V51L163 53H166L167 51ZM240 50H243L244 51V57H238L234 54H236V52L238 53ZM51 51V50H50ZM144 51V52H143ZM158 51V49H157ZM173 51V50H172ZM181 51H184V50H181ZM187 51V50H186ZM185 51V52H186ZM190 51V50H189ZM7 52V51H6ZM39 52V51H38ZM41 52V51H40ZM184 52V53H185ZM191 52V51H190ZM253 52V51H252ZM11 53V52H10ZM160 53V52H159ZM180 53V52H179ZM30 54V53H28ZM45 54V53H44ZM54 54V55H55ZM143 54V58L144 60L146 59L148 64L147 66H145V63L144 66L145 68L148 69V74L150 76V74H152V76H154V78H157L158 77H161L159 79H157L158 81H155L154 78L153 80L155 82H151V81H147V79L145 78V80L141 77L145 74H143V70L145 69H142L143 66L141 65V59L142 58L140 55ZM171 54V53H170ZM24 55V53H23ZM38 55V54H37ZM48 55V54H47ZM176 55V54H175ZM182 55V54H181ZM240 55V53H239ZM254 55H257V56H254ZM30 56V55H29ZM41 56V55H40ZM46 56V55H45ZM172 56V55H171ZM11 57V56H10ZM13 57V56H12ZM31 57V56H30ZM55 57V56H54ZM181 57V56H179ZM199 57V56H197ZM232 57H234L232 59ZM24 58V57H23ZM160 58V57H159ZM174 60L176 58L173 57ZM172 58V59H173ZM183 58V57H182ZM187 58V57H186ZM190 58V57H189ZM188 58V59H189ZM9 59V58H8ZM7 59V60H8ZM11 59V58H10ZM27 59V58H26ZM42 59V58H41ZM46 59V58H44ZM59 59V60H60ZM13 60V58H12ZM23 60V59H22ZM39 60V59H37ZM52 60V59H51ZM168 60V59H167ZM180 60V58L178 59L177 58V61ZM222 60V59H221ZM220 60V61H221ZM21 61V60H19ZM30 61V60H29ZM45 61V60H43ZM143 61V59H142ZM161 61V60H160ZM173 61V60H172ZM176 61V62H177ZM190 61V60H189ZM18 62V61H17ZM36 62V61H35ZM42 62V61H41ZM41 62L39 61V63L41 64ZM52 62V61H51ZM175 61L173 62H170L175 64L176 63ZM179 62V61H178ZM182 62V61H181ZM193 62V61H192ZM198 62V61H197ZM6 63V62H5ZM19 63V62H18ZM37 63V64H39ZM46 63V62H45ZM166 63V62H165ZM169 63V62H168ZM17 64V63H16ZM21 64V63H20ZM44 64V63H43ZM177 64V63H176ZM181 64V63H180ZM19 65V64H18ZM35 65V64H34ZM42 65V64H41ZM55 65V64H54ZM61 65V63H60ZM167 65V66H166ZM8 66V65H7ZM28 66V65H27ZM39 66V65H38ZM53 66V65H52ZM174 66V65H173ZM179 66V64H178ZM182 66V64L180 65ZM29 67V66H28ZM33 67V66H31ZM260 67V69H259ZM7 68V67H6ZM14 68V67H13ZM26 68V67H25ZM62 68V67H61ZM175 68V66H174ZM180 67H178V71L177 72H180L179 69ZM21 69V68H20ZM50 69V66L48 65V67L46 65H43L42 68H37L34 67L32 68V70L30 71L32 74L36 75L38 72H40V70H49ZM52 69V68H51ZM50 69V70H51ZM176 69H172L171 72L175 73ZM258 69V70H257ZM16 70H17V67H16ZM57 70V69H56ZM55 70V71H56ZM175 70V71H174ZM212 70V69H211ZM54 71V70H53ZM208 71H210V69H208ZM207 71V72H208ZM238 72L236 74L239 75V78L237 79V76H236V79L234 76V73L233 72ZM29 72V71H27ZM52 72V71H51ZM176 72V73H177ZM60 73V71H59ZM62 73V72H61ZM142 73V74H140ZM146 73H147V70H146ZM155 73V75H154ZM205 71H204V76H205ZM209 73V72H208ZM233 73V76L231 75ZM261 73H264V72H261ZM18 74V73H17ZM29 74V73H28ZM31 74V75H32ZM27 75V74H26ZM25 75V76H26ZM141 75V76H140ZM170 75H173L172 73H170ZM176 75V74H174ZM262 75V74H261ZM9 75L7 76H4V78H7ZM11 76V75H10ZM15 76V75H12L11 77H8L9 79H5V81H7L6 84L5 81H4V78L0 79L3 80L4 83L2 84H6V86L4 87H7L8 89V85L10 87V89L8 90H11L13 92V94L15 95L16 97V94H18L21 90H23L25 87L24 86V83H26L27 80L25 79H21V77L23 78V76L19 77L18 79H14L12 80V77ZM30 76V75H29ZM28 76V77H29ZM99 76V77H97ZM169 80L168 79V77ZM203 76V77H204ZM260 76V75H259ZM263 76V75H262ZM26 77V78H28ZM31 77V76H30ZM38 77V76H37ZM144 77V76H143ZM173 77V76H172ZM202 77V78H203ZM14 78V77H13ZM33 78V76H32ZM36 78V77H35ZM48 78V76H47ZM50 78V77H49ZM150 78V77H149ZM174 79V78H173ZM51 80V79H50ZM180 80V79H179ZM30 81V79L28 80ZM161 81V82H160ZM163 81V82H162ZM171 81V82H170ZM178 81V80H177ZM203 81L205 82V79L203 78ZM40 82V81H39ZM42 82V80H41ZM159 82L161 83L160 85L163 86V83H164V87L165 89H167L169 87L168 90H166V92H163L161 91L162 89V86L160 87V91L158 89H156L155 86H153L154 84L158 83ZM166 82V84H165ZM28 83V82H27ZM157 84V85H158ZM168 84V86H167ZM38 85V84H37ZM166 85V86H165ZM40 86V85H39ZM45 86V85H44ZM52 86V85H51ZM50 86V87H51ZM171 86V87H170ZM0 87L1 84H0ZM41 87V86H40ZM260 87V86H259ZM35 88V87H34ZM159 88V87H157ZM6 89V88H4ZM6 89V90H7ZM41 89V88H40ZM51 89V88H50ZM164 89V88H163ZM162 89V90H163ZM183 89V87H182ZM205 89V88H203ZM210 89V88H209ZM208 89V91H209ZM257 89V88H256ZM5 90V92H6ZM43 90V89H42ZM45 90H46V94H47V89L45 87ZM43 90V91H45ZM177 90L176 93H177ZM35 91V90H34ZM50 92V90H48ZM201 91H202V88H201ZM199 91V92H201ZM207 90H203L202 92H206ZM9 92V91H8ZM11 92V93H12ZM22 92V91H21ZM10 95L13 96V94ZM27 93V92H26ZM51 93V92H50ZM148 93V94H149ZM256 93H257V90H256ZM141 94V93H140ZM53 95V94H52ZM144 95V94H143ZM142 95V96H143ZM159 95L161 98H164V100L167 98V99H171V101H174L173 104L169 105L168 103H164L161 101V99H159ZM209 95V94H208ZM7 96V95H6ZM46 96V95H45ZM140 96V95H139ZM165 96V97H164ZM167 96V97H166ZM184 96V95H183ZM181 96V97H183ZM223 96H226L225 98ZM2 97V95H1ZM0 97V98H1ZM19 97V96H18ZM18 97H16L15 99H17ZM48 97V96H47ZM151 97V96H150ZM260 97V96H259ZM5 98V97H4ZM9 98V96H8ZM14 98V96H13ZM52 98L50 100H52ZM138 98H142V97H138ZM137 98V101L140 99ZM149 98V100H148ZM175 98V97H174ZM177 98H180L177 96ZM213 98V97H212ZM224 98V99H223ZM262 98V101H259L257 102V107H258V111L256 112V110H254L255 112L253 113H245L244 116L247 118L246 120H252L254 122V120L257 122V123H261V125L263 126V130L261 128V132L264 131V100H263V97ZM260 98V100H261ZM49 99V98H48ZM157 99H159V101H157ZM166 99V100H167ZM173 99V100H172ZM252 99V98H251ZM43 100V99H42ZM143 100V101H144ZM142 101V100H141ZM168 101V100H167ZM169 101V103L171 102ZM182 101L184 102L183 98H182ZM211 101V100H210ZM46 102V101H45ZM52 102V101H51ZM66 102V103H65ZM177 102H175L177 104ZM255 102V101H254ZM15 103V102H14ZM50 103V102H49ZM138 103V102H137ZM182 103L180 102V99H179V104ZM209 103V102H208ZM6 104V103H5ZM41 104L36 103V106L38 108V105ZM127 104V105H126ZM132 104V106H134L135 108H131V114L132 115H127L126 113L129 111L127 110V112L124 111L125 114L123 115L122 112L120 113V108H122L121 106H127L126 109L128 108V105L130 106ZM149 104V103H148ZM147 104V105H148ZM210 104V103H209ZM252 104H254L252 102ZM45 105V104H43ZM238 105H240L238 107ZM249 105V104H248ZM247 105V106H248ZM20 106V105H19ZM35 106V105H34ZM35 106V107H36ZM40 106V105H39ZM53 106V105H52ZM51 106V109L54 111V109L52 108ZM186 106V105H185ZM9 107V106H8ZM131 107V106H130ZM176 107V106H175ZM174 107V108H175ZM178 109L179 111H181L182 113L184 112L183 111V108H181L180 106H178ZM188 107V106H186ZM243 107V106H242ZM241 107V108H242ZM251 107V106H249ZM16 108V107H15ZM37 108H34V111L36 113V119L34 120H30L31 122L27 123L25 126H21L20 127V130H18L19 132H17L19 134V136L21 137V139L23 141H25V139H28L26 140V142H29V138H30V141L32 143H42L46 138H48L49 136V128H48V122L50 121L49 118H47L49 121L47 122V119L46 117L44 116L43 114H40L36 109ZM42 108V107H40ZM38 108V109H40ZM144 108V107H143ZM185 108V107H184ZM254 108V107H253ZM130 109V108H129ZM141 109V108H140ZM167 109V110H168ZM169 109V111H170ZM173 109V108H172ZM187 109H190L187 108ZM186 109V110H187ZM192 109V108H191ZM33 110V109H32ZM48 110H50V108H48ZM143 110V109H142ZM253 110V109H252ZM40 111V110H39ZM122 111V110H121ZM135 111H138L140 114L139 115H135L134 112ZM242 111V109H241ZM240 111V112H241ZM246 111V110H245ZM46 112V111H45ZM52 112V111H51ZM49 112V113H51ZM167 112V111H165ZM176 112V111H174ZM173 112V113H174ZM236 112V111H235ZM32 113V112H31ZM48 113V114H49ZM58 113V114H59ZM98 113V112H97ZM130 113V112H128ZM172 113V114H173ZM185 113V112H184ZM206 113V112H205ZM220 113V112H218ZM223 113V112H222ZM164 114V112H163ZM167 114V113H165ZM165 114L163 115L162 118H164ZM171 114V115H172ZM178 114V111L177 113ZM189 114L186 113V115ZM194 114V113H193ZM196 114V113H195ZM207 114V113H206ZM205 114V115H206ZM240 114V113H239ZM32 115V114H31ZM133 115L135 116L133 118ZM170 115V113H169ZM174 115V114H173ZM197 115V114H196ZM216 115H219V114H216ZM225 115V114H224ZM233 115V114H232ZM241 115V114H240ZM60 116V115H59ZM58 116V118H59ZM136 116H140V120H136ZM175 116V115H174ZM194 116V115H193ZM230 116V115H229ZM178 117V116H176ZM185 117V116H184ZM192 117V116H191ZM209 117H210V114H209ZM238 117V116H237ZM17 118V117H16ZM109 118V119H108ZM138 118V117H137ZM166 118V117H165ZM173 118V117H172ZM190 118V117H189ZM228 118V117H227ZM232 118V116H231ZM241 118V117H240ZM244 118V117H243ZM31 119V118H30ZM160 119V118H159ZM174 119V118H173ZM185 119V118H184ZM210 118H208V121H209ZM223 118H221L220 120L222 121ZM225 119V118H224ZM55 120V119H54ZM53 120V121H54ZM98 120V119H97ZM158 120V121H157ZM191 119H189L190 121ZM230 120V119H229ZM228 120V121H229ZM232 120V119H231ZM230 120V121H231ZM8 121V120H7ZM28 121V120H27ZM162 121V120H161ZM179 121V120H178ZM247 121V122H248ZM20 122V121H19ZM22 122V121H21ZM59 122V121H58ZM105 122V121H104ZM106 122V123H107ZM188 122V120H187ZM8 123V122H7ZM145 124L144 126L142 124ZM149 122V125L151 124ZM174 123V122H173ZM181 123V121H180ZM189 123H192V122H189ZM199 123V122H198ZM204 123V122H203ZM202 121H201V124H198L194 127L193 131L191 132L190 135H188V138L191 140V139H194L197 137L196 133L200 132L201 130H203L204 132H206L207 128H204V125H203ZM211 123V122H209ZM209 123L208 126H209ZM221 123V122H220ZM228 123V122H227ZM239 124L241 123L240 121L238 122ZM15 124V123H14ZM108 124V123H107ZM178 124V123H177ZM215 124V123H214ZM222 124V123H221ZM236 124V122L234 123ZM242 124V123H241ZM255 124V123H254ZM253 124V125H254ZM176 125V124H175ZM226 125V123H225ZM246 125L248 126V124L246 123ZM245 125V126H246ZM251 125V124H250ZM260 125V124H259ZM18 126V125H17ZM160 126V124H159ZM162 126V125H161ZM174 126V124L172 125ZM206 126V125H205ZM227 126V125H226ZM235 125L232 124V126L228 125L227 127H224L222 133L224 132L227 133L229 131H237L236 127H234ZM240 126V125H239ZM243 127V125H241ZM244 126V127H245ZM98 127V126H97ZM249 127V126H248ZM247 127V128H248ZM255 127V126H253ZM99 128V127H98ZM148 128V126L146 127ZM176 128V126H175ZM178 128V127H177ZM176 128V129H177ZM193 128V127H192ZM256 128V127H255ZM258 128V127H257ZM174 129V128H173ZM190 129V128H189ZM220 129V130H222ZM240 129V128H239ZM55 130V129H54ZM58 130V129H57ZM181 130V129H180ZM192 130V129H191ZM190 130V131H191ZM210 130V129H208ZM207 130V131H208ZM212 130V129H211ZM241 130V129H240ZM246 130V129H245ZM244 130V131H245ZM239 131V130H238ZM248 131V130H247ZM253 132V131H251ZM257 132V131H256ZM189 133V132H188ZM203 133V132H202ZM201 133V134H202ZM264 133V132H263ZM17 134V135H18ZM54 134H56V132H54ZM152 134V133H151ZM207 134V133H206ZM217 134V133H216ZM219 134V133H218ZM244 134V133H243ZM16 135V136H17ZM51 135H53L51 133ZM155 135V134H154ZM153 135V136H154ZM187 135V134H186ZM204 135V134H203ZM246 135V134H245ZM54 136V135H53ZM52 136V137H53ZM57 136V137H58ZM208 136V135H207ZM206 136V137H207ZM56 137V136H55ZM53 137V138H55ZM200 137V135L198 136ZM94 138V137H93ZM156 138V137H155ZM252 138V137H251ZM52 139V138H51ZM61 140V139H60ZM198 140V139H197ZM236 140V139H235ZM65 141V140H64ZM252 141V140H250ZM54 142L55 139H54ZM93 142V141H92ZM91 142V143H92ZM236 142V141H235ZM248 142V141H247ZM254 142V146H255V151L258 152L256 155L254 154L253 156L251 155L249 158L247 157L246 159L249 160V162H251V165H248V166H252L248 172L246 171L247 175H248V178L251 179V176H253V174L257 171V169L255 168H259V167H262V164L264 163V137H259L258 135V138L253 141ZM23 143V142H22ZM196 143V142H195ZM201 143V142H199ZM252 143V142H250ZM65 144V143H64ZM82 144V145H81ZM95 144V143H94ZM125 144V145H126ZM198 144V143H197ZM207 144V142L205 143ZM21 145V144H20ZM19 145V146H20ZM28 145V144H27ZM71 145V144H69ZM81 145V146H80ZM93 145V143L91 144ZM204 144L202 143V146ZM88 146V147H87ZM126 146V147H127ZM206 146V145H205ZM21 147V146H20ZM67 147V146H66ZM94 147V150H95V145L93 146ZM236 147V146H235ZM253 147V146H252ZM92 148V146L90 147ZM241 148V147H240ZM64 149V148H63ZM68 149V147L66 148ZM70 149V148H69ZM87 149V150H86ZM253 149V148H252ZM100 150V149H99ZM98 150V151H99ZM102 150V149H101ZM124 150V149H123ZM64 151V150H63ZM73 151V152H72ZM88 151V152H87ZM97 151V150H96ZM253 151V150H252ZM44 152V151H43ZM94 152L93 151V154L94 155ZM245 152V151H244ZM10 153V152H9ZM50 153V152H49ZM57 153V152H56ZM60 153H62L60 151ZM97 153V152H96ZM98 153H101L98 152ZM98 153H97V156H98ZM124 153V151H123ZM240 153V152H239ZM58 154V153H57ZM105 154V153H104ZM113 154V153H112ZM118 154V153H117ZM11 155V154H10ZM43 155V154H42ZM92 155L90 154L91 158ZM102 155V153L100 154ZM99 155V156H100ZM114 155V154H113ZM29 156V155H28ZM32 156V155H31ZM41 156V155H40ZM85 156L86 158V161L83 162L82 161V157ZM96 154L94 155V157L96 158L97 157ZM116 156V155H115ZM235 156V155H234ZM8 159H7V158ZM6 159L8 160L7 162H9L10 160V157L7 156L6 154ZM44 157V155H43ZM55 157V156H53ZM52 157V158H53ZM88 157V158H87ZM101 157V156H100ZM110 158V156H108ZM246 157V156H245ZM244 157V158H245ZM13 157H11L12 159ZM26 158V156H25ZM45 159L47 158V160L45 159H41L40 162H41V166H42V163H43V166L40 167V172L44 170H46V168L50 167L52 164L49 163L50 161L48 160V157H44ZM58 158V157H57ZM64 158V159H65ZM84 158V160H85ZM93 159L94 161L97 160V159ZM114 158V157H113ZM121 158V157H120ZM20 159V158H19ZM24 159V158H22ZM30 159V158H29ZM104 159V158H103ZM122 159V158H121ZM245 159V160H246ZM55 160V159H54ZM61 160V158L59 159ZM66 160V159H65ZM101 160V159H100ZM114 160V159H113ZM223 160V159H222ZM241 160V159H240ZM27 161V159H26ZM29 161V160H28ZM49 161V162H47ZM62 161V160H61ZM69 161V159H68ZM78 164H76L77 162ZM90 161V160H89ZM119 161V160H118ZM216 161V162H217ZM31 162V161H30ZM39 162V164H40ZM83 162V163H82ZM93 162V161H91ZM90 163H88L87 165L90 166ZM108 162V161H107ZM110 162V161H109ZM112 162V161H111ZM221 163V161H219ZM227 162V161H226ZM12 163V162H11ZM9 163L10 165L16 163L15 159H14V163ZM62 163V162H61ZM70 163V162H69ZM68 165H71V163ZM75 166H74V164ZM96 163V162H95ZM101 163V162H100ZM105 163V162H104ZM103 163V164H104ZM8 164V163H7ZM30 164V163H29ZM49 164H51L50 166H48ZM59 164V163H57ZM67 162L64 164L66 165ZM127 164V163H126ZM226 164V163H225ZM239 164V163H238ZM35 165V164H34ZM56 165V164H55ZM86 165V166H87ZM94 165V164H93ZM97 165V164H96ZM108 164L106 163V166ZM114 165V163H113ZM227 165L228 162H227ZM233 165V164H232ZM16 166V167H15ZM31 165H29L30 167ZM40 166V165H39ZM57 166V165H56ZM61 166V165H60ZM87 166L86 169H88L89 167ZM102 164L99 166L101 167ZM264 166V164H263ZM33 167V166H32ZM65 167V166H64ZM68 167V166H67ZM69 167V168H70ZM79 167H76L79 169ZM92 167V166H91ZM108 167V166H107ZM110 167V165H109ZM231 167V166H230ZM13 168V167H12ZM28 168V163L27 162H22V161H18L17 164H14V169H16L17 171V174H21L24 173V171ZM31 168V167H30ZM29 168V170H30ZM63 168V167H62ZM60 168V169H62ZM75 168V169H76ZM94 168H95V165H94ZM103 168V167H102ZM128 168V167H127ZM234 168V167H233ZM231 168V169H233ZM4 169V168H3ZM11 169V168H10ZM34 169V168H33ZM51 169V167L49 168ZM74 169V170H75ZM92 169V168H91ZM89 168V170H91ZM98 169V167H97ZM101 169V168H100ZM108 169V168H107ZM247 169V168H246ZM12 170V169H11ZM56 170V169H54ZM53 170V167H52V170H49V171H54ZM66 170V167L64 169V171ZM69 171L68 172H75V173H80V174H77L78 176L80 175H83L84 176L87 174L85 172H82L83 174H81L80 171H82V169H79L80 171L76 170V171H73L72 172V169H68ZM88 170V171H89ZM111 170V169H110ZM129 169H127L128 171ZM260 170V169H259ZM15 171V170H14ZM15 171V172H16ZM47 171V173L49 172ZM56 171H59L58 169ZM94 171H96V168L94 169ZM239 171V169H238ZM241 171V170H240ZM261 171V170H260ZM60 172V171H59ZM62 172V171H61ZM60 172V173H61ZM99 172H102V171H99ZM105 172V171H104ZM111 172V171H110ZM14 173V172H13ZM26 173V171H25ZM24 173V174H25ZM94 173V172H93ZM92 173V174H93ZM103 173V172H102ZM27 174V173H26ZM34 174V173H33ZM32 174V175H33ZM50 174V173H49ZM70 174V173H69ZM74 174V173H73ZM72 174V175H73ZM90 174V173H88ZM236 174V173H235ZM257 174V173H256ZM254 174V175H256ZM29 175V174H28ZM36 175V174H35ZM44 174L42 173V176H40V179H38L39 177V174L38 176L36 177L35 176V180H33L32 178V182L29 183L26 185H24V188H26L27 190H25L26 192L28 191L29 193L31 194H36V195H39V198H40V192L42 191V188H46V189H49L50 187L48 186H45L44 185L47 183H45L43 181V176ZM54 175V174H53ZM63 175V174H62ZM72 175H69V176H72ZM75 175V174H74ZM73 175V178H69L67 175V177L69 178L68 180L71 181L72 183L75 184V181H74V178L77 179L78 177L77 176H74ZM217 175V176H216ZM224 175V174H223ZM228 175V174H227ZM16 176H19V175H16ZM55 176V175H54ZM61 176V175H60ZM92 176V175H91ZM225 176V175H224ZM243 176V175H242ZM31 177V176H30ZM63 177V176H62ZM65 177V176H64ZM87 177V176H85ZM93 177V176H92ZM223 177V176H222ZM237 177H240V175H238ZM247 177V176H245ZM20 178V177H19ZM26 178V177H25ZM47 178V177H46ZM58 178V177H57ZM244 178V177H243ZM15 179V178H14ZM79 179H81L79 177ZM78 179V180H79ZM85 179V180H88L84 177H82V180ZM92 179V178H91ZM89 179V180H91ZM95 179V177H94ZM238 179V178H236ZM248 179V182L249 184H252L253 182V179L252 180H249ZM20 180V179H19ZM39 180V181H38ZM62 180V178H61ZM85 180H83V182L85 183ZM88 180V181H89ZM239 180V179H238ZM242 179L240 178V181ZM7 181V180H6ZM34 181V183H33ZM40 183V181L43 182V184H39L38 185V182ZM59 181V180H58ZM92 181V180H91ZM244 181V180H243ZM247 181V180H246ZM245 181V182H246ZM250 181H252V183H250ZM52 182V181H51ZM56 182V181H55ZM68 182V181H67ZM82 182V181H81ZM80 182V183H81ZM95 182V181H93ZM234 182V181H233ZM246 182V183H248ZM9 183V182H8ZM21 183V182H20ZM45 183V184H44ZM96 183V182H95ZM239 183V181H238ZM245 183V184H246ZM23 184V183H22ZM48 184V183H47ZM87 184V183H86ZM85 184V185H86ZM90 184V183H89ZM99 184V182H98ZM240 184V183H239ZM62 185V184H61ZM61 185H60V188H61ZM80 185H83L82 183ZM84 185V186H85ZM88 185V184H87ZM104 185V184H103ZM15 186V185H14ZM21 186V184H20ZM19 186V187H20ZM50 186V185H49ZM56 186V185H55ZM58 186V185H57ZM63 186V185H62ZM70 186V185H68ZM89 186V185H88ZM88 186L87 189H88ZM96 186V185H95ZM237 186V187H235ZM71 187V186H70ZM98 187V186H97ZM13 188V187H12ZM22 188V187H21ZM41 188V189H40ZM82 188V186H81ZM95 188V187H94ZM93 188V189H94ZM102 188V187H101ZM16 189V188H15ZM23 189V188H22ZM245 189V188H244ZM20 190V189H19ZM40 190V191H39ZM63 190V189H62ZM72 190V189H71ZM74 190V189H73ZM91 190V189H90ZM103 190V189H102ZM105 190V189H104ZM242 190V189H240ZM248 190V188H247ZM246 190V191H247ZM11 191V190H10ZM15 191V190H14ZM23 191V190H22ZM21 191V192H22ZM88 191V190H87ZM97 191H100L101 192V189H97ZM106 191V190H105ZM245 191V193H246ZM12 192V191H11ZM10 192V193H11ZM77 192V191H76ZM96 192V191H94ZM107 193L108 192H111L110 191H106ZM239 194L241 193V191H238ZM244 192V191H243ZM20 193V192H19ZM49 193V192H48ZM53 193V191H52ZM55 193V192H54ZM53 193V194H54ZM72 193V192H71ZM79 193V192H78ZM77 193V194H78ZM81 193V192H80ZM93 193V192H91ZM98 195L99 192H97ZM96 193V195H97ZM112 193V192H111ZM114 193V192H113ZM138 193V194H139ZM244 193V195H245ZM248 193V191H247ZM246 193V194H247ZM6 195V194H4ZM8 195V194H7ZM12 195V194H11ZM58 195H59V192H58ZM95 195V194H93ZM103 195V194H102ZM101 195V196H102ZM185 195H193L194 196V199L188 201V202H185ZM79 196V195H78ZM87 196V195H86ZM113 196V195H112ZM141 196V195H140ZM139 196V197H140ZM242 196V195H241ZM251 196V195H250ZM7 197V196H6ZM56 198L57 195L55 196ZM61 197V196H60ZM100 197V196H99ZM182 197H184V203L185 206L181 203H179V199H181ZM188 197V196H187ZM191 197V196H190ZM240 197V196H239ZM11 198V197H10ZM9 197L7 198L10 199ZM21 198V197H20ZM43 198V197H42ZM55 198V199H56ZM95 198V197H93ZM192 198V197H191ZM246 198V196H245ZM4 199V198H3ZM16 199V198H15ZM45 200V198H43ZM51 199V198H49ZM49 199H46L45 201L40 199L41 201L36 205V208L39 209L38 210V214L39 216L38 219H37V223L33 226L30 225H25V224H22V220L19 222L17 221L16 223L14 222L13 224V228L14 227H18L21 229L22 233L24 234L25 238L24 240L28 238V240L30 242H32V244L34 245V248L36 250H38V252L40 251L41 252V249H42V245L44 242H48V241H54L56 238V233L55 234V237L51 235L50 231L52 230H48V228H56L57 230L61 231V233L59 232V237H63L61 236L62 234L64 235V239L66 240V243H68V245L71 246V248L68 249V252H70V255H69V258H70V263L69 264H114L110 263L109 261V258H107V254L106 252H104V250H108V249H112V247L106 249L104 248L105 246H103L101 243H96L97 246L96 248H94V253H95V256L93 258H91V252L90 251V247H89V241H87L86 239H80L79 237H77V233H75L74 231V228L71 224L68 223V221L64 220V218H62L60 216V212L62 211V207H60V203H55V204H58L59 206H54L53 205V201L50 202ZM54 199V197H53ZM107 199V198H106ZM105 199V200H106ZM113 199V198H112ZM173 199L175 200L174 202ZM58 200V199H56ZM84 200V199H83ZM86 200V199H85ZM181 200V202H182ZM236 200V199H235ZM6 201V198L5 200ZM3 201V202H4ZM13 201V200H12ZM10 201V202H12ZM76 201V200H75ZM80 201V200H79ZM179 201V202H177ZM20 202V201H19ZM17 201V203H19ZM110 202V201H109ZM114 202V201H113ZM117 202V201H116ZM115 202V203H116ZM141 202V201H140ZM8 203V201H7ZM14 203V201L12 202ZM89 203V202H88ZM107 203V201H106ZM118 203H119V200H118ZM175 203V204H174ZM10 204V203H8ZM20 204V203H19ZM35 204V203H34ZM79 205V203H77ZM242 204V203H241ZM252 204V203H251ZM76 205V204H75ZM82 205V204H81ZM88 205V204H87ZM93 205V204H92ZM172 206L171 209L168 210V208H170V206ZM246 205V204H245ZM256 205V204H255ZM11 206V205H10ZM13 206V205H12ZM11 206V207H12ZM14 206H15V203H14ZM34 206V205H33ZM65 206V205H64ZM105 206V205H104ZM119 206V205H118ZM140 206V204H139ZM240 206V207H238ZM257 206V205H256ZM73 207V206H72ZM75 207V206H74ZM82 207V206H80ZM78 207V208H80ZM90 207V206H89ZM28 208V207H27ZM68 208V207H67ZM94 208V207H93ZM99 208V207H98ZM105 208V207H104ZM115 208V206L113 204H108L107 205V209L106 210H113ZM118 208V207H117ZM121 208V207H120ZM15 209V208H14ZM36 209V210H37ZM40 209L44 210L42 211V215H40ZM82 209V208H81ZM80 209V210H81ZM85 209V208H84ZM101 209V208H100ZM10 210V209H9ZM17 210V209H16ZM21 210V209H20ZM19 210V211H20ZM64 210V209H63ZM97 210V209H96ZM142 210V209H141ZM235 212H232L234 211ZM3 211V210H2ZM7 211V210H6ZM5 211V212H6ZM15 211V210H14ZM18 211V210H17ZM18 211V212H19ZM105 211V210H103ZM247 211V210H246ZM8 212V211H7ZM16 212V211H15ZM27 212V211H26ZM45 212V213H44ZM65 212V211H64ZM85 211H83L84 213ZM100 212V210H99ZM107 213V211H105ZM115 212V211H114ZM194 212H196L194 214ZM249 212V211H247ZM66 213V212H65ZM167 213V212H166ZM15 214V213H14ZM19 214V213H18ZM64 214V213H63ZM99 214V213H98ZM96 214V215H98ZM113 214V213H112ZM169 214V213H167ZM75 215V214H74ZM86 216H88L87 214H85ZM92 215V214H91ZM105 216V213L103 214ZM110 215V214H109ZM108 213L106 214V216H109ZM140 215V214H139ZM146 215V214H145ZM144 215V216H145ZM9 216V215H8ZM25 216V215H24ZM90 216V214H89ZM95 216V215H94ZM92 216V217H94ZM102 216V215H101ZM103 216V218H104ZM157 216V217H158ZM12 217V216H11ZM15 218L16 217H20L19 215L18 216H14ZM140 217V216H139ZM19 219V218H18ZM21 219V218H20ZM87 219V217L85 218ZM101 219V217L99 218ZM110 219V218H109ZM115 219V218H114ZM122 219V218H121ZM12 220V219H11ZM10 220V223H12ZM15 221V219H13ZM12 220V221H13ZM82 220V219H81ZM93 220V219H92ZM105 220V219H104ZM7 221V220H6ZM94 221V220H93ZM103 221V219H102ZM144 221V220H143ZM224 221V222H225ZM24 222V221H23ZM85 222V221H83ZM86 222H89V221H86ZM32 223V222H31ZM79 223V222H78ZM105 223V222H104ZM144 223V222H143ZM74 224V223H73ZM98 224V223H97ZM118 224V223H117ZM148 224V225H149ZM157 224V225H156ZM5 225V224H4ZM78 225V224H77ZM144 225V224H143ZM223 226V225H222ZM84 227V226H83ZM149 228V226L145 225L144 226V229L145 228ZM82 228V227H81ZM15 229V228H14ZM17 229V228H16ZM19 229V230H20ZM9 230V229H8ZM55 230V229H54ZM56 230V231H57ZM227 230V229H226ZM83 231V230H82ZM144 231V230H143ZM229 231V230H228ZM53 232V231H52ZM84 232V231H83ZM112 232V231H111ZM144 232V233H145ZM12 234V233H11ZM15 234V233H14ZM20 234V233H19ZM92 234V233H91ZM116 234V233H115ZM13 235V234H12ZM54 235V234H53ZM90 235V234H89ZM182 235V234H181ZM22 236V234H21ZM58 236V235H57ZM123 236V235H122ZM178 236V235H177ZM176 237V236H175ZM216 237V236H215ZM59 238V239H60ZM85 238V237H84ZM147 238V236H146ZM202 238V237H201ZM213 239V237H211ZM143 239V238H142ZM182 239V238H181ZM205 239V238H204ZM4 240V238H3ZM25 240V241H26ZM148 240V241H150ZM9 241V240H8ZM153 241V242H154ZM43 242V243H42ZM64 240H63V244H64ZM183 242V240H182ZM215 242V241H214ZM11 243V242H10ZM60 243V242H59ZM81 244V246H77L78 244ZM180 243V242H179ZM222 243V242H221ZM12 244V243H11ZM31 244V245H32ZM91 244V243H90ZM106 244V243H105ZM109 244V243H108ZM24 245V244H23ZM152 245V243H151ZM21 246V245H20ZM28 246V245H27ZM44 246H46V244L44 243ZM43 246V248H44ZM134 246V245H133ZM165 246V245H164ZM215 246V245H213ZM136 248V246H135ZM166 248V247H165ZM93 249V248H92ZM151 249H153L151 247ZM168 249V248H167ZM163 250V248H162ZM26 251V250H25ZM34 251V250H33ZM44 251V249H43ZM46 251V250H45ZM109 251V250H108ZM114 251V249H113ZM164 251V250H163ZM166 251V250H165ZM197 251V250H196ZM3 252V251H2ZM5 252V251H4ZM111 252V251H109ZM118 252V251H117ZM17 253V252H16ZM20 253V252H19ZM161 251L160 249H155L154 248V251H153V255L152 257L156 259V263L154 261V264H163L161 263V258L162 256L160 255ZM201 253V252H200ZM40 254V253H39ZM44 254V252H43ZM68 254V253H67ZM109 254V253H108ZM166 254V253H165ZM197 254V255H196ZM196 260H198L199 262H203L202 258L198 257V252L196 253ZM22 255V254H21ZM146 255V254H145ZM163 255V254H162ZM200 255V254H199ZM110 255H108L109 257ZM118 256V255H117ZM3 257V256H2ZM114 257V256H113ZM144 257V256H143ZM161 257V258H160ZM168 257V256H167ZM194 257V256H193ZM20 258V257H19ZM32 258V257H31ZM49 258V257H48ZM35 259V258H34ZM55 259V258H53ZM66 259V258H65ZM139 259V257L137 258ZM163 259L165 260V258L163 257ZM169 259V258H167ZM31 260V259H30ZM50 260V259H49ZM175 260V259H174ZM201 260V261H200ZM52 259L50 260V263H51ZM59 261V259H58ZM65 261V260H64ZM142 261V260H141ZM140 261V262H141ZM149 261V260H148ZM152 261V260H151ZM167 261V260H166ZM180 261V260H179ZM190 261V260H189ZM46 262V261H45ZM48 262V260H47ZM56 262V261H55ZM54 262V264H55ZM150 262V261H149ZM168 262V261H167ZM185 262V261H184ZM49 263V262H48ZM63 263V262H62ZM124 263V262H123ZM4 264V263H3ZM53 264V262H52ZM129 264V263H128ZM169 264V263H168ZM202 264V263H201ZM204 264V263H203Z\"/></svg>",
    "mask_w": 264,
    "mask_h": 264
}]
</instances>
